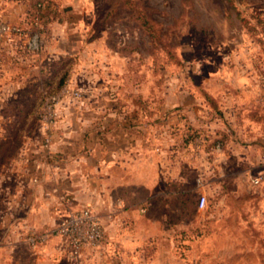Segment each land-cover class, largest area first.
<instances>
[{"label":"rangeland","instance_id":"1","mask_svg":"<svg viewBox=\"0 0 264 264\" xmlns=\"http://www.w3.org/2000/svg\"><path fill=\"white\" fill-rule=\"evenodd\" d=\"M54 1L66 38H79L76 27L83 28L88 48L100 55L97 69L127 71L125 85L142 87L140 102L186 100L188 109L176 120L191 124L186 162L178 160L187 171L186 184L177 185L160 236L129 241L128 252L119 242L108 248L103 242L84 249L77 264H264V179L254 186L250 178L264 151V0ZM69 65L70 72L74 64ZM78 79L65 74L63 86L79 90ZM79 80L85 87L105 83L100 76L93 83L89 77ZM32 119L15 133L24 128L36 136ZM194 139L201 141L199 152ZM215 143L224 158H218L221 152L206 154L204 176L201 155ZM20 144L18 139L4 146L0 164ZM199 194L206 197L203 209L197 206ZM130 201L141 217L162 213L152 203ZM139 218L126 228L149 229Z\"/></svg>","mask_w":264,"mask_h":264},{"label":"crops","instance_id":"2","mask_svg":"<svg viewBox=\"0 0 264 264\" xmlns=\"http://www.w3.org/2000/svg\"><path fill=\"white\" fill-rule=\"evenodd\" d=\"M36 1L0 0V20L18 29L0 40V155L4 146L21 141L0 164V264H77L51 233L62 218L84 207L102 223L107 242L103 248L115 241L128 252L130 242L160 236L177 185L186 184L187 171L179 169V163L186 162L191 124L178 122L176 114L189 105L186 100H137L144 94L142 87L125 85L127 71L110 66L103 74L96 68L100 55L88 48L91 43L82 27H76L79 38H66L54 0H45V12L29 23ZM67 63L74 64L70 72ZM65 74L89 77L91 83L100 76L105 83L85 87L74 80L82 98L62 101L50 128L51 143L43 147L44 131L34 112L48 84ZM32 118L37 121L36 136L24 128L15 133ZM215 153L224 158L222 150L214 148L201 155L204 176L209 166L204 157ZM130 199L140 206L152 203L162 213L141 217ZM137 218L149 229L129 231L126 224ZM43 235L44 244L29 245L28 237Z\"/></svg>","mask_w":264,"mask_h":264},{"label":"built area","instance_id":"3","mask_svg":"<svg viewBox=\"0 0 264 264\" xmlns=\"http://www.w3.org/2000/svg\"><path fill=\"white\" fill-rule=\"evenodd\" d=\"M18 29L0 20V40L9 38ZM33 40L36 36L32 37ZM82 98V92L73 88L70 83L64 85L55 94L47 95L38 112V120L41 128L44 131L43 147H49L51 143L50 128L58 118L57 108L65 99L79 101ZM192 147L197 152L201 146L199 139L192 140ZM219 143L215 145L214 149L219 150ZM201 149V148H200ZM258 173L251 177V184L259 185L264 179V151L258 156ZM197 187H202L201 180L197 179ZM206 197L199 194L197 200L198 209H203L205 206ZM51 236L56 237L66 248V256L72 260H78L81 253L86 248L98 247L105 240L104 229L100 219L91 211L90 208L84 207L64 218H62L57 227L52 231ZM46 236L28 237V243L32 248L39 244L46 242Z\"/></svg>","mask_w":264,"mask_h":264},{"label":"trees","instance_id":"4","mask_svg":"<svg viewBox=\"0 0 264 264\" xmlns=\"http://www.w3.org/2000/svg\"><path fill=\"white\" fill-rule=\"evenodd\" d=\"M47 8L46 2L45 0H37L34 5H33V9L32 11H30V13L27 16V21L31 24H34V22L37 21V19H39V15L45 12V9ZM63 83H64V76L61 77L58 82L57 85H55L54 82H50L47 86V91H45L43 93V95L41 96L40 102L37 105L36 109H35V118L38 120V112L40 110L41 104L44 100V98L47 95L50 94H55L56 92H58L60 90L61 87H63ZM192 139V137H188V142H190V140ZM218 143H215L214 145H210L208 147V149L210 148H214L215 145Z\"/></svg>","mask_w":264,"mask_h":264}]
</instances>
